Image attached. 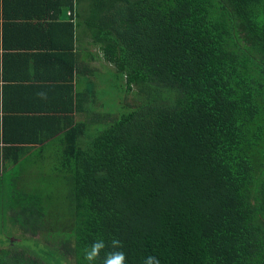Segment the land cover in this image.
I'll return each mask as SVG.
<instances>
[{"label":"trees","instance_id":"obj_1","mask_svg":"<svg viewBox=\"0 0 264 264\" xmlns=\"http://www.w3.org/2000/svg\"><path fill=\"white\" fill-rule=\"evenodd\" d=\"M26 3L24 20L0 23V206L20 230L0 264H88L85 246L113 237L127 264H264V0ZM17 7L0 0L3 20ZM79 28L124 91L118 117L94 109L101 73ZM16 59L47 80L30 86L47 116L5 105ZM48 141L62 201L25 167L26 147ZM25 235L35 250L14 245Z\"/></svg>","mask_w":264,"mask_h":264},{"label":"rangeland","instance_id":"obj_2","mask_svg":"<svg viewBox=\"0 0 264 264\" xmlns=\"http://www.w3.org/2000/svg\"><path fill=\"white\" fill-rule=\"evenodd\" d=\"M85 3V2H84ZM83 3V4H84ZM87 30L83 33V35L80 36L81 39V48L80 52L81 55L85 58L86 57V64L91 68L98 69L97 72L101 73L100 75H95V78L97 81H99V86H96V104L97 106L94 107V109H98L99 107H104L106 111H111L115 113L118 116H120L121 113H124L125 107L122 106L121 103L122 97H124V91H121L120 88H117L118 83L116 80H114L112 76V68H110L108 65L105 64V62L101 58V54L99 52V48L95 45H93L90 41V37L87 35ZM93 57L95 60H90L89 58ZM99 57V59H97ZM123 93V94H122ZM133 97L130 95L127 99V103H132ZM104 106H103V105ZM101 109V108H100ZM103 109V110H104ZM99 111V109H98ZM47 156L46 159L43 161L41 158L38 159L35 158V162L30 161L29 165H25V167H28L33 169L35 172L37 179V183L40 185V194L42 196H50L53 197L56 191H61L59 194H57L58 201H62L64 197V190L62 185L61 177L59 176V170H55L54 165L57 164V158L54 156L55 148L47 147ZM46 155V154H45ZM35 163V164H34ZM56 182H59L56 183ZM65 189V188H64ZM2 192H0V198H1ZM5 212V209L3 206H0V246H5L8 244V242H15L16 237H19L20 230L15 231L16 226L12 227L11 225H5V217L2 216V213ZM29 235L23 236V238H19L17 240V243L14 245L17 247L24 246L25 244H28L30 246L31 250H35L36 246L34 245L35 239L31 240L28 238ZM30 237V236H29ZM6 244H2V243ZM41 244V243H40Z\"/></svg>","mask_w":264,"mask_h":264},{"label":"crops","instance_id":"obj_3","mask_svg":"<svg viewBox=\"0 0 264 264\" xmlns=\"http://www.w3.org/2000/svg\"><path fill=\"white\" fill-rule=\"evenodd\" d=\"M9 2H10V6H13V7L18 6L15 10L8 12L10 17L13 16L14 18L9 19L7 21H4L2 18V15L3 14L7 15V11L4 12L3 11L4 8H3V10L0 11V23H4V22L17 23V22H19V20L16 19L17 17H20L22 20H24V16L27 15V13H25V8L23 7V5L27 6L30 3H26V0H20L19 2L15 1V0H9ZM29 6H32V4ZM19 8H22V10L19 11ZM77 31H78V34L80 36L81 28H79ZM14 52H16V54H21V55H24V54L32 55V54H34L33 52L26 50V48L20 49L18 51L13 50V48H12V50L11 49L7 50L6 54H11ZM3 54L4 53L2 51H0V56H2ZM2 61H3V58L0 57V70L1 71H3L2 70ZM35 67L36 66L34 64H30V63L28 65L22 64L19 59L18 60L16 59V60H14V62L12 61V64H10V65L8 62V64H6V69L4 71L6 76L17 78L14 82L12 80H7V85H6L7 88H5L6 89L5 105L9 104L8 108H12L15 106V107H19L20 109L22 108L21 110L29 111V116H31L30 120L40 119V116H47L46 112L42 111V110H44V108H42L41 104L44 103V101L43 102H42V100L39 101L37 95L30 92L33 89L30 86L37 85L36 84L37 82H35L34 78H39V79L42 78L43 80H46V79H44L43 76L40 75V73H37L35 71ZM22 78H24V79H22ZM2 85H3V82L1 80L0 86H2ZM18 86H25L26 88H18ZM20 94H23L22 97L24 100H18ZM52 106H54V105H52ZM2 115H3V112L1 110L0 116H2ZM25 119H27V118H25ZM77 120H78V118H77ZM31 131H32L31 132L32 137H34L35 133H36L38 135V138H41L42 136L48 134L49 132H52L53 130L39 129V130H34L35 131L34 132L32 129ZM27 132H28V130L25 131L26 134H27ZM51 145H52L51 141H48L43 145H30V146L26 147L27 150H26V153L24 154V160H25L27 166H30L29 165L30 161L35 162L34 160L36 157L38 159L41 158L44 161L46 159L45 156H47V151H46L47 147H50ZM12 157H13V153L10 152L8 159H12ZM11 164H12V160L11 161L8 160V161L2 163V165H11Z\"/></svg>","mask_w":264,"mask_h":264},{"label":"clouds","instance_id":"obj_4","mask_svg":"<svg viewBox=\"0 0 264 264\" xmlns=\"http://www.w3.org/2000/svg\"><path fill=\"white\" fill-rule=\"evenodd\" d=\"M41 99H47V92H38L36 94ZM108 249L107 251H105ZM104 256L101 257V252ZM83 259L88 264H127V254L123 251V242L117 237H113L110 241L104 239H95L86 245L83 249ZM143 264H161L160 259L156 256H147L143 260Z\"/></svg>","mask_w":264,"mask_h":264}]
</instances>
